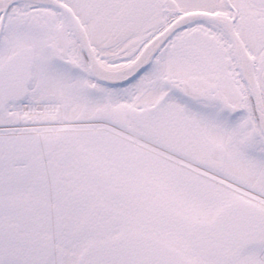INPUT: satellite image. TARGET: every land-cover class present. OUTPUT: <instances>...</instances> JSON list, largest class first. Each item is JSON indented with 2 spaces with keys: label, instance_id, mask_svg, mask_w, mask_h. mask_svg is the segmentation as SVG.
I'll list each match as a JSON object with an SVG mask.
<instances>
[{
  "label": "snow or ice",
  "instance_id": "6c2138e0",
  "mask_svg": "<svg viewBox=\"0 0 264 264\" xmlns=\"http://www.w3.org/2000/svg\"><path fill=\"white\" fill-rule=\"evenodd\" d=\"M0 264H264V0H0Z\"/></svg>",
  "mask_w": 264,
  "mask_h": 264
}]
</instances>
